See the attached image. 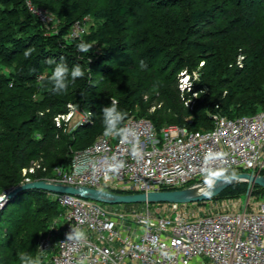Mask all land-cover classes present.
<instances>
[{
	"label": "trees",
	"instance_id": "16d2710c",
	"mask_svg": "<svg viewBox=\"0 0 264 264\" xmlns=\"http://www.w3.org/2000/svg\"><path fill=\"white\" fill-rule=\"evenodd\" d=\"M32 1L48 7L45 0ZM237 1L242 14L254 11L255 2L264 9V0ZM58 5L63 21L47 31L25 0H0V64L13 67L7 74L0 70V188L19 184L23 168L33 160L40 164L34 172H28L33 179L53 177L58 166L69 169L74 152L92 143L84 144V140L96 139L104 132L102 109L111 105L113 97L119 102L118 110L126 113L125 120L133 114L148 117L158 131L172 123L188 124L191 129L210 127V112L236 117L264 109V87L248 73H262L264 82V32L244 31L247 26L239 30L240 14L233 24L223 25L216 22L217 4L192 3L179 23H154L153 41L138 36L129 42L123 32L141 8L140 0H109L92 12L99 25L81 37L69 36L70 30L91 10L82 9L81 0H58ZM81 42L98 43L103 50L100 54L92 49L79 52L77 45ZM28 49L32 51L26 56ZM183 52L190 54L185 56ZM187 58H196L195 66L202 62L200 82L210 87L191 103L187 100L192 92L183 98L178 80L183 69L192 72ZM50 59L65 63L70 70L80 65L83 78L72 82L69 77L66 92H53L49 73L55 63L49 64ZM141 60L147 64L143 70L139 67ZM115 70L121 75L113 82L105 80L100 90L88 75L102 73L109 79ZM197 83L192 81V90H200ZM69 104L78 112L90 114L89 120L71 123L62 118L71 110ZM56 117H60L59 124ZM188 118H192L191 123ZM243 184L249 183L237 181L231 186ZM254 188L264 192L260 185ZM8 201L0 209V264H20V253L33 258L39 255L38 233L48 232L64 209L53 193L41 189L26 190ZM10 206L15 207L16 219L9 220L4 230L3 215ZM26 226L36 229L35 238Z\"/></svg>",
	"mask_w": 264,
	"mask_h": 264
},
{
	"label": "built area",
	"instance_id": "2783aa9c",
	"mask_svg": "<svg viewBox=\"0 0 264 264\" xmlns=\"http://www.w3.org/2000/svg\"><path fill=\"white\" fill-rule=\"evenodd\" d=\"M25 3L46 27L53 22L47 7L32 0ZM80 27L73 25L69 34L79 36L72 30ZM181 75L184 81L190 79L186 69ZM209 116L212 124L207 128L172 123L158 131L148 117L130 115L122 127L136 131L137 156H132L131 144L117 136L106 137L103 132L74 152L69 169L58 166L55 175L45 179L136 193L189 187L212 178L209 171L213 175L220 170L262 174L264 109L236 117L218 111ZM56 120L59 124V117ZM82 120H89V115ZM113 155L125 164L118 174L105 168V161ZM37 167L39 161L33 160L23 168L26 182L33 180L28 172ZM54 196L64 209L65 231L57 240L50 264H264V205L252 210L216 209L186 217L179 213L155 214L151 203H145L143 209L114 213L77 194ZM182 204L186 203H167L173 211ZM71 226L92 231L95 239L67 240ZM41 246L47 249L49 242L44 240Z\"/></svg>",
	"mask_w": 264,
	"mask_h": 264
},
{
	"label": "rangeland",
	"instance_id": "374dc122",
	"mask_svg": "<svg viewBox=\"0 0 264 264\" xmlns=\"http://www.w3.org/2000/svg\"><path fill=\"white\" fill-rule=\"evenodd\" d=\"M48 2L47 8L48 10L53 14V22L48 25L46 28L47 31H51L57 28V25L63 21V14L61 13L58 5V0H45ZM237 1V0H236ZM236 1L233 0H140L142 3L141 8L137 12V14L132 17L128 22V29L123 32V35L126 37V40L131 42L134 40L135 37H142V38H149V40L153 37H150L152 35V32L155 30V26L157 24L164 25V22L170 21V23H179L180 19L184 17V14L187 12L188 7L192 5H211V4H217L216 12H215V18L216 22L221 23L223 25L233 24L235 22V17L237 14H240V23L238 22V29L241 30L242 27L247 26L244 31H254L262 33L264 32L261 29H264V9L255 2L253 6L254 11H243L239 9V5ZM109 0H81L82 9L89 8L91 10L90 14H86L82 17L80 22H76L74 25H80L79 30H72L75 34H78L80 37L83 36L85 33L89 32L90 29L94 26L97 27L99 25V20L92 14V12H95L102 8L103 6H106L108 4ZM157 4L160 6V8L157 7ZM43 6V5H42ZM166 11H169L170 16L166 14ZM140 20V24H137V22ZM258 20V21H255ZM255 21V22H254ZM156 23V25L154 24ZM241 25V26H240ZM163 27V26H162ZM69 36H72L69 34ZM226 43V42H222ZM231 44V43H230ZM229 46V44L227 45ZM222 49V47H220ZM225 49V48H223ZM103 50V46H101L98 43H93L92 52L96 54H100ZM226 50V49H225ZM185 56H188L190 54L188 52H183ZM20 56V55H18ZM16 56V58H18ZM188 64H190L192 68V72L188 73L190 74V79L185 83L184 79L185 76L181 75V71L179 73V86L182 89L181 95L183 98L187 96L188 92H192L190 95V98L194 99H188V103L195 102V98H202L201 94L203 92L207 93L210 90V87L205 82H200L201 79V65L202 62L198 65L196 58H193L192 60L186 59ZM264 60V57H263ZM260 61V60H259ZM16 64L14 65V67ZM0 70L3 73H10L13 70V67L6 66L0 64ZM185 70V69H183ZM187 70V69H186ZM253 70H256V67H253ZM91 73V72H90ZM251 76L256 77L258 79L257 82L260 83L262 87H264V82L261 80L262 73H251L248 71ZM93 82V84L97 85V90H100L104 86V81L107 80L113 82L115 81L120 75L121 72L118 70H115L112 76L106 78L104 74L102 73H96L93 72L92 74H88ZM49 76H51V73H49ZM192 81H197V86L200 88L196 89V91L191 89ZM196 86V87H197ZM16 88H14L11 92H14ZM109 105V104H108ZM71 107V110L68 114L61 116L62 118H65V120L73 123L77 122L79 119L82 120V117L85 116L86 113L78 112L73 109V106L69 104ZM154 106L150 109L151 111L154 110ZM260 110V109H258ZM75 111V113H74ZM74 113V114H73ZM90 115V114H88ZM60 118V117H59ZM95 140L94 137L86 138L84 141V144L91 143ZM56 171V168H54V172ZM234 171H229L228 173H232ZM227 173V174H228ZM23 179L20 181L19 184L25 183L26 174L22 171ZM46 178V177H45ZM45 178H34L36 179H45ZM50 178V177H49ZM31 180V181H33ZM29 182V181H28ZM195 181H192L191 183H194ZM232 183H228L224 185L215 195L211 196L208 199L202 200V201H196V202H190L186 204L179 205L176 211H173L167 203H151V210L155 214H171L176 215L179 213L181 216L186 217H193L199 214H204L210 211H214L216 209H231V210H243L245 208L247 209H257L260 206L264 205V192H262L261 189L254 188V185L250 184H243L240 186L233 185ZM18 185V184H17ZM17 185H11L6 188H0V194L5 193L9 189L17 186ZM15 198V197H14ZM9 201L3 203V207H0L1 210L4 209V207L7 205ZM102 204L106 209H108L111 212L119 213L121 211H131L133 209H143V206L145 203H103ZM3 218L6 220L2 222V228L4 230L8 229L9 226V220L16 219L15 214V207L10 206L8 211L3 215ZM18 220V219H17ZM56 223L52 222V225L48 232H42L38 233V236L36 237V243L38 244V250L41 262L43 260L44 255L46 254L42 253V242L44 240H47L51 243L52 240V233H49L51 230H55ZM54 227V229H53ZM30 226H26V230L29 234L33 235L35 234L36 229H31ZM37 232V231H36ZM57 232V231H55ZM36 235V234H35ZM35 238V236H34ZM47 257V256H46ZM209 264V263H206Z\"/></svg>",
	"mask_w": 264,
	"mask_h": 264
},
{
	"label": "water",
	"instance_id": "95a60500",
	"mask_svg": "<svg viewBox=\"0 0 264 264\" xmlns=\"http://www.w3.org/2000/svg\"><path fill=\"white\" fill-rule=\"evenodd\" d=\"M228 179L223 176H216L208 180L195 183L189 187L171 190H153L148 192L136 193H116L103 189L93 188L89 186H72L62 183L49 182L46 179H36L33 181L18 184L9 189L0 196L6 197L5 202L13 199L20 193L31 190L41 189L58 193L77 194L85 198L103 203H190L202 201L215 195L224 185L237 181H246L250 185H260L264 187V174L251 173L246 171L232 172L225 174ZM211 180V186H209ZM198 189V190H197ZM197 190V191H196ZM206 192H211L212 195H205Z\"/></svg>",
	"mask_w": 264,
	"mask_h": 264
},
{
	"label": "clouds",
	"instance_id": "9594fccd",
	"mask_svg": "<svg viewBox=\"0 0 264 264\" xmlns=\"http://www.w3.org/2000/svg\"><path fill=\"white\" fill-rule=\"evenodd\" d=\"M92 43L81 42L77 45V50L82 53H89L92 49ZM31 49H28L25 52V55L28 56L31 53ZM90 61V60H89ZM49 64L55 63V68L49 77V81L52 85V91L55 93H64L67 91L69 77L72 82H74L77 78H83L84 72L80 65H75L70 70L68 66L63 63H56L53 60L48 61ZM139 67L141 70L147 68V64L144 60H141L139 63ZM39 79H43L40 77ZM118 101L113 97L111 98V105L103 107L102 109V117H103V125H104V136L111 137L117 136L121 138L123 143L132 145V156L135 157L139 152V137L136 131L130 127H121L122 122L126 118V113L118 110ZM213 158L215 154H210ZM125 167L124 161L119 160L115 155H113L110 160L105 161V168L112 173H119V171ZM209 177L214 178V176H223L225 180L228 177L225 175V170H220L216 172L214 175L211 171L208 173ZM209 186H211V180H209ZM205 195L211 196V192H206ZM6 197L0 196V207H3V202ZM85 239V232L79 228L72 227L71 231L67 234V240H75L82 241ZM42 249V248H41ZM20 264H41L40 258L37 256L33 258L31 255L27 253L19 254Z\"/></svg>",
	"mask_w": 264,
	"mask_h": 264
},
{
	"label": "crops",
	"instance_id": "0c3cea01",
	"mask_svg": "<svg viewBox=\"0 0 264 264\" xmlns=\"http://www.w3.org/2000/svg\"><path fill=\"white\" fill-rule=\"evenodd\" d=\"M145 206H143L144 208ZM63 214V213H62ZM62 214L56 218L54 220V222L56 223V228L55 230H51L49 233H52V240H51V243L49 242V247L47 249H42V253L46 254V256L44 255L43 257V263L44 264H50V261H51V256L52 254L55 252V248H56V244H57V240L59 239V237L62 235V233L65 231V220L62 216ZM54 229V227H53ZM57 231V232H55ZM85 232V237L89 238V239H95V235L92 231H89V230H84ZM42 263V264H43ZM103 264V263H101Z\"/></svg>",
	"mask_w": 264,
	"mask_h": 264
},
{
	"label": "snow or ice",
	"instance_id": "6c2138e0",
	"mask_svg": "<svg viewBox=\"0 0 264 264\" xmlns=\"http://www.w3.org/2000/svg\"><path fill=\"white\" fill-rule=\"evenodd\" d=\"M185 83H187V81H185Z\"/></svg>",
	"mask_w": 264,
	"mask_h": 264
},
{
	"label": "bare ground",
	"instance_id": "6f19581e",
	"mask_svg": "<svg viewBox=\"0 0 264 264\" xmlns=\"http://www.w3.org/2000/svg\"><path fill=\"white\" fill-rule=\"evenodd\" d=\"M197 190H198V189H197ZM197 190H196V191H197Z\"/></svg>",
	"mask_w": 264,
	"mask_h": 264
}]
</instances>
